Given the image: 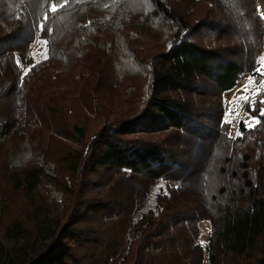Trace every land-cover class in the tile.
<instances>
[{"label":"trees","instance_id":"trees-1","mask_svg":"<svg viewBox=\"0 0 264 264\" xmlns=\"http://www.w3.org/2000/svg\"><path fill=\"white\" fill-rule=\"evenodd\" d=\"M263 47L258 0H0V264H264Z\"/></svg>","mask_w":264,"mask_h":264},{"label":"rangeland","instance_id":"rangeland-1","mask_svg":"<svg viewBox=\"0 0 264 264\" xmlns=\"http://www.w3.org/2000/svg\"><path fill=\"white\" fill-rule=\"evenodd\" d=\"M259 1V8L262 14L264 15V0H258ZM47 47L46 43L43 39L40 37H37L34 44L33 49L31 52V58L33 62H38L47 55ZM259 71L261 73H264V47H263V55L261 56L258 64ZM235 90H232L230 92H227L225 94V101H226V119L231 121L233 124V135L235 134L236 130V123L238 122V119H242L245 121L247 125H253L256 122V118L252 117L250 114H248L244 110V97L250 98L252 101L256 97V95L262 91L264 92V83L263 85L259 86L256 85L253 81L248 80L245 84L240 86L239 88H234ZM253 93V94H252ZM10 124L7 121H0V135L7 132L9 129ZM28 144L30 145L28 139L26 138L24 140L23 145ZM37 163L41 165L45 171L54 176L55 175V163L53 161L45 162L43 155L37 156ZM164 184L162 182H159V184L153 189V193L151 194V198L149 200V204L154 203V197L156 196V193L159 191V188L163 186ZM47 188L50 191L51 198H53L58 204L62 203L63 199V192L60 190H57L52 185L48 184ZM20 200L22 199L21 194L19 195ZM17 196L13 197L11 199V203L8 207L7 214L12 213L18 209L19 202ZM7 214L2 215L0 222L7 220ZM200 243L206 247L208 244V238L211 231V223L209 220H201L200 222Z\"/></svg>","mask_w":264,"mask_h":264},{"label":"clouds","instance_id":"clouds-1","mask_svg":"<svg viewBox=\"0 0 264 264\" xmlns=\"http://www.w3.org/2000/svg\"><path fill=\"white\" fill-rule=\"evenodd\" d=\"M36 151L31 145H21L20 151L12 158V165L15 167H27L36 159Z\"/></svg>","mask_w":264,"mask_h":264},{"label":"built area","instance_id":"built-area-1","mask_svg":"<svg viewBox=\"0 0 264 264\" xmlns=\"http://www.w3.org/2000/svg\"><path fill=\"white\" fill-rule=\"evenodd\" d=\"M248 80L253 81L256 85H263L264 83V75L262 74H257L255 76H248V75H243L241 78H239L236 88H239L243 84H245Z\"/></svg>","mask_w":264,"mask_h":264},{"label":"snow or ice","instance_id":"snow-or-ice-1","mask_svg":"<svg viewBox=\"0 0 264 264\" xmlns=\"http://www.w3.org/2000/svg\"><path fill=\"white\" fill-rule=\"evenodd\" d=\"M52 11H53V12L56 11V7H55V5H53V7H52ZM41 28H43V25H41ZM262 75H264V73H262ZM243 99H244L245 102L253 103V104H254V101H252V100H251L250 98H248V97H244ZM261 102L264 103V101H261ZM261 115H264V110H261Z\"/></svg>","mask_w":264,"mask_h":264},{"label":"crops","instance_id":"crops-1","mask_svg":"<svg viewBox=\"0 0 264 264\" xmlns=\"http://www.w3.org/2000/svg\"><path fill=\"white\" fill-rule=\"evenodd\" d=\"M233 90H235V89H233ZM232 91V90H231ZM230 92V91H229ZM253 94V93H252Z\"/></svg>","mask_w":264,"mask_h":264}]
</instances>
